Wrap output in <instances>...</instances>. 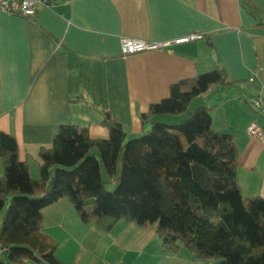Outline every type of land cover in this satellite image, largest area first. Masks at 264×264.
<instances>
[{
    "label": "crops",
    "instance_id": "1",
    "mask_svg": "<svg viewBox=\"0 0 264 264\" xmlns=\"http://www.w3.org/2000/svg\"><path fill=\"white\" fill-rule=\"evenodd\" d=\"M251 2L264 22V0ZM256 23L241 0H67L31 19L0 12V132L16 140L19 159L38 179V150L50 147L60 126L105 139L100 123L109 113L136 137L139 114L167 98L172 84L220 68L235 86L211 87L198 106L211 108L212 129L233 139L242 196L264 198V142L247 131L264 120L238 102L240 95L264 96V28ZM189 34L203 38L121 51L124 39L159 43ZM41 227L64 264H219L183 247L166 256L154 225L120 220L104 232L82 221L68 199L42 210Z\"/></svg>",
    "mask_w": 264,
    "mask_h": 264
},
{
    "label": "trees",
    "instance_id": "2",
    "mask_svg": "<svg viewBox=\"0 0 264 264\" xmlns=\"http://www.w3.org/2000/svg\"><path fill=\"white\" fill-rule=\"evenodd\" d=\"M241 5L264 28L251 0ZM213 86L223 91L235 83L214 68L172 84L167 98L139 114L136 137L109 113L100 123L105 139L91 138L86 127L60 126L50 147L38 150V179L19 159L16 140L0 132V264H64L41 227L42 210L62 199L104 232L120 220L154 225L166 256L183 247L196 260L264 264V198L242 196L231 135L212 129L207 106L180 123L165 121Z\"/></svg>",
    "mask_w": 264,
    "mask_h": 264
},
{
    "label": "built area",
    "instance_id": "3",
    "mask_svg": "<svg viewBox=\"0 0 264 264\" xmlns=\"http://www.w3.org/2000/svg\"><path fill=\"white\" fill-rule=\"evenodd\" d=\"M67 0H0V12L31 19L40 9L52 10ZM200 34H189L187 36L177 38L171 41L150 43L138 40L124 39L121 41V51L123 55H133L143 52H151L166 49L171 46L186 44L189 42L202 39ZM252 81V80H249ZM238 102L251 108L262 120H264V96H246L240 95ZM248 134L253 138L264 142V125L257 126L251 124Z\"/></svg>",
    "mask_w": 264,
    "mask_h": 264
},
{
    "label": "rangeland",
    "instance_id": "4",
    "mask_svg": "<svg viewBox=\"0 0 264 264\" xmlns=\"http://www.w3.org/2000/svg\"><path fill=\"white\" fill-rule=\"evenodd\" d=\"M198 103H199L198 99H195L193 102H191V104L188 107V110H187L186 113H184L183 115L178 116V117H174V116L168 117V118L165 119V121L168 122V123H180L182 120L185 119V117L187 116V113L189 111L192 112V111H194L195 109H197L199 107L198 106L199 105ZM108 189L109 190H112V187L111 186H108Z\"/></svg>",
    "mask_w": 264,
    "mask_h": 264
}]
</instances>
